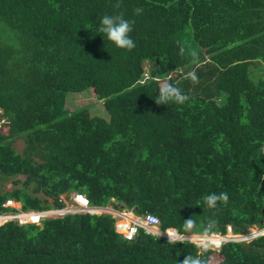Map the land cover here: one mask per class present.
<instances>
[{
    "label": "trees",
    "instance_id": "16d2710c",
    "mask_svg": "<svg viewBox=\"0 0 264 264\" xmlns=\"http://www.w3.org/2000/svg\"><path fill=\"white\" fill-rule=\"evenodd\" d=\"M121 13L134 21L131 51L96 32L104 15ZM254 64L264 66V0H0V185H12L0 188V212L8 198L46 210L78 191L182 234H204L210 221L208 234L263 227L264 78L252 76ZM164 81L190 99L157 105ZM86 90L109 119L68 109L67 93ZM221 192L228 201L209 209L203 197ZM114 223L105 213L7 221L0 264H179L187 255L264 264V235L201 249L142 228L126 240Z\"/></svg>",
    "mask_w": 264,
    "mask_h": 264
},
{
    "label": "built area",
    "instance_id": "2783aa9c",
    "mask_svg": "<svg viewBox=\"0 0 264 264\" xmlns=\"http://www.w3.org/2000/svg\"><path fill=\"white\" fill-rule=\"evenodd\" d=\"M3 121V120H2ZM63 203L62 207H53L46 210H34V209H23L20 202L13 200L12 198H8L2 203V207L10 208L9 210H4L0 212V224H3L7 221H16L19 224L25 223H33L40 224V222L45 218L50 217H62L66 214L70 213H90V214H110L114 220L115 231L120 233L126 240L127 237L131 236L132 239L138 233L139 228H142L145 233L165 238L169 241L168 233L175 232L178 236L181 235H191L179 233L175 228H166L162 230L160 228L159 219L151 214H137L132 208L127 207H114L112 203L106 206H94L91 205L89 199L85 196V194L72 191L65 192L60 195V200ZM252 229V228H251ZM257 231L263 230V227H255ZM249 229L245 233L234 234L232 232H228L226 235H244L248 233ZM196 235H204V234H196ZM208 235H217L219 237H224L225 235L210 233ZM260 235H264V233H259L256 235H252L247 238H238L232 239L234 241H250L255 237ZM181 241H183L181 239ZM226 241V240H225ZM224 241V242H225ZM195 244V243H194ZM220 244L218 245V247Z\"/></svg>",
    "mask_w": 264,
    "mask_h": 264
},
{
    "label": "clouds",
    "instance_id": "9594fccd",
    "mask_svg": "<svg viewBox=\"0 0 264 264\" xmlns=\"http://www.w3.org/2000/svg\"><path fill=\"white\" fill-rule=\"evenodd\" d=\"M115 7L119 8V2L115 5ZM143 11L142 8L135 9L136 14H140ZM134 21H129L124 18V15L116 14V15H104L100 20V25L97 28L96 32L103 35L107 42L114 44L119 49H124L127 51H131L135 48V42L130 38L129 33L133 31ZM185 52L184 47L180 46V54L183 55ZM192 55H195L193 52ZM188 78L191 81L198 83V77L195 71H191L188 73ZM190 99V97L184 93H182L181 89L174 86L172 83L168 81H164L161 83L159 88L158 98L155 100L157 105H167L169 103L176 104H184ZM229 199L228 194L225 192L211 193L207 196L203 197L204 203L209 209H215L219 202H227ZM214 221L209 222V228L205 230L203 236L195 241V244L201 249H208L214 245L219 244L218 241H213L208 237V230L212 227ZM195 221L190 217L184 220V230L185 232H191L195 228ZM256 227V226H254ZM261 236V235H260ZM129 236L127 239H131ZM168 238L170 243H176L181 241V237L178 236L175 232L168 233ZM179 264H204V261L199 257H193L191 255H187L183 258V260L179 261Z\"/></svg>",
    "mask_w": 264,
    "mask_h": 264
},
{
    "label": "rangeland",
    "instance_id": "374dc122",
    "mask_svg": "<svg viewBox=\"0 0 264 264\" xmlns=\"http://www.w3.org/2000/svg\"><path fill=\"white\" fill-rule=\"evenodd\" d=\"M149 66H150L149 63L145 62V64H144V68H145L144 74L145 75H148ZM252 69H254V70L251 72V74L255 79H257L259 77L264 78V66L254 64L252 66ZM68 98H69V100H68ZM67 100H68L67 107L69 110H73V109L80 108V107H85L89 110V113L91 115H98V116H102L106 119H109V115H108L107 111L105 110V108L103 107L102 101L97 99L96 97H94L87 90L82 91V92H68L67 93ZM2 117L3 116H2V113L0 111V123L2 122V119H3ZM13 146L17 151L21 152L23 149V146H24V142L22 139H17L14 142ZM18 177L24 178V176H21V175H19ZM11 187H12L11 180L3 182L2 186L0 185V188L2 190L11 189ZM254 228L255 227H250L248 232L250 233V231H252V232L256 231L258 234L264 233V229L257 231ZM191 235H193V234H191ZM183 236H184V238H187L186 235H183ZM188 237H189V235H188ZM196 237L198 239L200 238V236H196ZM208 237L213 241H216L218 239L223 240V237H219V236L208 235ZM247 237H250V236H245V238H247ZM239 238H242V237H239ZM210 248L217 249L218 246H212Z\"/></svg>",
    "mask_w": 264,
    "mask_h": 264
},
{
    "label": "bare ground",
    "instance_id": "6f19581e",
    "mask_svg": "<svg viewBox=\"0 0 264 264\" xmlns=\"http://www.w3.org/2000/svg\"><path fill=\"white\" fill-rule=\"evenodd\" d=\"M23 207V206H22ZM135 210V209H134ZM149 213V212H148ZM103 214V213H102ZM100 215V214H99ZM255 232V233H254ZM254 232H252V231H250V233L248 232L247 233V235L246 234H244V235H225L224 237H223V240H220V239H218V240H216V241H218L219 242V244H221L222 242H224L225 240H228V239H238L239 237H242V238H245V236H252V235H256V234H258L256 231H254ZM150 235V234H149ZM196 234H193V235H189V237H188V235H186L187 236V238H185L184 239V236H180L181 237V239L182 240H184V241H193V242H195L198 238L195 236ZM212 236H217V235H212ZM218 244V245H219ZM214 246H217V245H214ZM219 248V247H218Z\"/></svg>",
    "mask_w": 264,
    "mask_h": 264
},
{
    "label": "water",
    "instance_id": "95a60500",
    "mask_svg": "<svg viewBox=\"0 0 264 264\" xmlns=\"http://www.w3.org/2000/svg\"><path fill=\"white\" fill-rule=\"evenodd\" d=\"M261 224L264 225V220L261 221ZM226 241H234V240H232V239H228V240H226Z\"/></svg>",
    "mask_w": 264,
    "mask_h": 264
},
{
    "label": "crops",
    "instance_id": "0c3cea01",
    "mask_svg": "<svg viewBox=\"0 0 264 264\" xmlns=\"http://www.w3.org/2000/svg\"><path fill=\"white\" fill-rule=\"evenodd\" d=\"M183 236V235H182Z\"/></svg>",
    "mask_w": 264,
    "mask_h": 264
}]
</instances>
